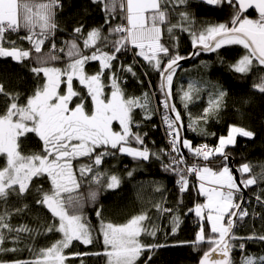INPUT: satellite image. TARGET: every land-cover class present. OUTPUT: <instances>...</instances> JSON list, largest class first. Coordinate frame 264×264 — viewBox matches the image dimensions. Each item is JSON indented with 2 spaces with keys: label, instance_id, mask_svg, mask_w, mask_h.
<instances>
[{
  "label": "snow or ice",
  "instance_id": "6c2138e0",
  "mask_svg": "<svg viewBox=\"0 0 264 264\" xmlns=\"http://www.w3.org/2000/svg\"><path fill=\"white\" fill-rule=\"evenodd\" d=\"M203 2L209 6L226 5L233 9L230 21L197 29L189 12L179 11V21L171 23L170 15L180 6L187 5L188 0H92V3L103 6L105 24L109 26L108 35H102L99 28H94L85 35L81 25L73 29L76 35L72 40L65 41V46L57 48L56 14L62 7L60 0H0V58L23 62L31 57V50L18 47L16 41L8 36L9 33L24 30L27 34L20 39L27 40L31 49L40 54L36 56L38 66L31 67L30 71L42 80V86L27 98L26 104L18 103L19 97L6 93L3 84H0V94L8 96L11 101L4 114L0 115V155L6 158V165L0 169V200L6 202L10 193L22 196L30 191V186L34 184L33 178L46 177L51 182V189L46 191L43 187L37 188L40 198L36 203L45 206L58 221V225L53 224L47 231L54 230L62 234V238L51 247L41 249L34 260H16L12 264H66L70 256L82 258L87 255L106 256L107 264H137L145 252L149 255L143 264H149L151 254L166 245L142 242V235L154 237L157 231L155 227L149 229L145 223L150 219L147 213L136 215L123 224L101 220L99 231L103 237L102 253L65 254V250L70 249L74 241L87 246L93 244L94 240L92 229L82 214V200L73 195L81 186L73 171V161L81 157L91 160V164L80 166V177H88L99 184L103 174L96 169L102 165L105 156H115L117 153L143 161L150 157L160 159L161 154L169 157L167 163L162 162V166L166 172L170 171L178 176L177 183L181 193L189 189L188 176L195 175L199 182L198 194L205 201L196 204L194 209H189V212L194 210L196 217L202 222L195 240L190 243L194 247L209 245V249L203 251L199 264H233L231 253L236 247L233 240L264 242V235L254 233L246 238H238L233 232L236 223L249 215L248 209L243 207L247 203L243 190L264 184V170L259 175H251L252 167L249 163H243L237 169L240 174L238 183L227 163L229 156L225 151L228 146L236 144L237 136L253 138L255 133L244 127L231 125L227 136L219 137L216 147L209 148L207 144L194 147L189 140L182 138L184 125L181 113L171 103L173 77L180 62L198 56L201 52H216L225 45H240L246 50V54L233 65L235 72L248 74L254 67H264V0ZM249 9H255L258 18H248L246 12ZM117 16L121 22L113 26L112 21ZM163 28H166L170 36H173L176 29L187 32L195 51L188 56H182L178 45H173L172 48L166 46L161 42ZM77 38L82 39L83 49L77 43ZM46 42L50 43V50L45 57L42 49ZM129 51L133 52L134 58H143L160 75L159 88L164 96L161 102L164 109L162 119L167 126L170 151L161 149L160 153L150 152L144 142L147 133L142 136L139 131L132 130L133 126L139 128V124L133 119L134 110L141 109L145 119L152 118V110L147 93L143 97L126 98L118 83V76L113 71L114 62ZM64 56L68 60L64 68L49 66L50 62L60 61ZM96 61L99 62V71L93 75L87 74L85 66ZM135 62L134 59L133 63ZM106 70L111 73L108 77L110 95L105 94L106 86L102 79ZM120 70L136 75L133 65H121ZM74 80H78L87 90V96L74 89ZM61 85H66V90ZM254 87L264 94V75ZM193 90L199 91L190 84L189 90L183 92L181 100L190 101ZM225 95L220 90L210 100L201 117L193 119L189 115L188 127L196 131L199 120L206 122L211 114L218 112ZM89 97L90 105L85 103ZM184 106L187 108L188 104L185 103ZM114 121L118 122L120 131L113 129ZM30 133L43 142L42 154H21V137ZM133 141L141 147H132ZM181 148L206 162L210 158L221 157L219 167L214 170L208 164L202 167L188 166ZM108 181L109 189L117 188L120 183L116 175H111ZM96 195V192H92L89 198L94 201ZM255 199L264 205L261 195H256ZM155 207L159 212L172 211L160 204ZM97 216H100L99 211ZM172 224V234H175L180 225L178 216H173ZM5 229L17 233L31 231L27 227L13 229L6 216L0 215V253L17 250L3 247ZM238 247L241 251L244 250V244H239ZM0 264L7 262L0 261ZM241 264H264V255L244 256Z\"/></svg>",
  "mask_w": 264,
  "mask_h": 264
},
{
  "label": "trees",
  "instance_id": "16d2710c",
  "mask_svg": "<svg viewBox=\"0 0 264 264\" xmlns=\"http://www.w3.org/2000/svg\"><path fill=\"white\" fill-rule=\"evenodd\" d=\"M38 2H46V0H38ZM60 4L62 7L56 14L57 48L65 46V41L72 40L76 35L73 29L81 25L84 27L85 35L94 28L101 29L102 35H108L109 26L105 24V12L101 4H94L92 0H60ZM179 11H188L195 22V27L199 29L210 24L229 22L233 9L226 5L209 6L203 0H188L187 5L180 6L170 15L171 23L179 21ZM120 22L117 16L116 20L112 21V25L115 26ZM26 34L24 30H21L19 33H9L8 36L16 41L18 47L32 51L28 60L16 62L11 58H0V84H3L6 93L18 96L17 102L20 104H26L27 98L42 86L41 78L30 71L31 67L38 66L36 56L40 54L31 49L27 40L20 39ZM161 42L170 48L178 45V51L182 56H188L193 52L191 37L187 32H181L179 29L170 36L166 28H163ZM77 43L83 49L82 39L77 38ZM49 50L50 43L46 42L42 54L46 57ZM245 54L246 50L240 45H225L216 52H201L191 63L177 68L173 77L172 101L177 111L181 113L184 138L194 147L204 144L212 148L216 147L219 137L227 136L231 125L253 131L255 133L253 138L237 136L236 144L228 146L225 151L233 163L231 166L227 162L231 169L239 168L243 163H249L252 167L251 175H259L264 170V94L260 93L254 85L258 84L260 77L264 75V67L259 69L254 67L248 74L235 72L233 65ZM60 55L63 56V54ZM134 59L135 63H133ZM67 62V57L64 56L60 61L50 62L49 66L64 68ZM121 65H133L136 75L121 71ZM85 71L89 75L96 74L99 71V62H89L85 66ZM113 71L118 76V83L124 90L126 98L143 97L145 93L148 94L152 118L145 119L144 112L141 109H135L133 119L139 124V128L133 126V132L139 131L142 136L147 133L144 136V142L150 152L160 153L161 149L165 152L170 151L167 126L162 119L164 109L161 102L164 96L159 88L161 79L159 73L143 58H134L132 51L120 56L119 60L114 62ZM110 75L111 73L106 70L105 76L102 77L106 86V95H110L111 92L108 79ZM190 84L199 91L193 90L190 93L192 96L190 101H182L181 96L184 91L189 90ZM73 85L81 95L87 96V90L79 84L78 80H74ZM61 88L66 90V85H61ZM220 90H223L226 95L223 97L219 111L211 114L206 122L199 120L196 131L191 130L188 127L189 115L193 119L201 117L204 109L209 106L210 100L214 99ZM10 102L8 96L0 94V115L4 114ZM85 103L90 105V97L85 100ZM185 103L188 104L187 108L184 106ZM113 127L114 130L116 128V131H120L118 122L114 121ZM131 146L141 147L134 141ZM20 150L25 156L42 154L43 142L35 134L30 133L21 137ZM183 154L188 166L202 167L208 164L209 167L217 169L222 159L214 157L206 162L187 149ZM168 159L169 157L163 154L160 159L150 157L147 161L135 160L120 153L115 156H105L102 165L96 169L103 174L99 184L92 182L88 177H80V166L91 164V160L81 157L73 161V171L81 184L79 191L73 195L79 196L82 200V214L92 229L94 240L93 244L87 246L74 241L73 246L65 250V254L102 253L104 251L103 237L99 231L101 220L123 224L136 215L147 213L150 219L145 223L149 229L155 227L157 231L154 237L142 235V242L166 245L151 254L152 259L149 264H199L203 251H207L209 245L202 244L194 247L190 243L195 240L202 222L196 217L194 210L189 212V209H194L196 204L203 203L205 198L198 194L199 183L194 174L188 176V191L180 192L178 176L173 172H166L162 166V162L167 163ZM5 165L6 158L0 155V169ZM111 175L119 178L120 183L117 188H107L108 178ZM33 180L34 184L30 186L29 192L22 196L10 193L6 202L0 200V215L6 216L7 222L13 229L20 227L31 229V231L19 233L4 230L6 238L3 247L17 249L15 252L0 253V261L7 264L16 260H34L41 249L51 247L62 238L59 232L47 231L53 224L58 225V221L45 206L36 203V200L40 198L36 189L43 187L48 191L51 189V182L46 177L33 178ZM92 192L97 193L94 201L89 198ZM256 195H261L264 200V184L247 189V203L244 207L248 209L249 215L242 221H238L233 229L238 238H246L254 233L264 235V205L256 201ZM237 199L239 200V195ZM157 204L171 209V213L157 211L155 207ZM98 211L100 216H97ZM173 216H178L180 219L179 229L175 234H172ZM232 243L236 245L231 253L233 264H241L242 258L247 255L255 257L264 255V242L259 240L236 239ZM239 244H244L243 251L238 247ZM148 255L149 253L145 252L137 264H143ZM81 259L83 264H107V257L103 255H87L82 258L70 256L66 264H81Z\"/></svg>",
  "mask_w": 264,
  "mask_h": 264
},
{
  "label": "water",
  "instance_id": "95a60500",
  "mask_svg": "<svg viewBox=\"0 0 264 264\" xmlns=\"http://www.w3.org/2000/svg\"><path fill=\"white\" fill-rule=\"evenodd\" d=\"M251 12H255V13L258 14V12H257L255 9H249V10L246 12V14H249V13H251ZM194 51H195V49H193V52H194ZM195 58H196V56H193V57H191V58H189V59L182 60V61L180 62V66H182V65H184V64L191 63ZM171 103L173 104L172 99H171ZM169 114H170V115H174V114H172V113H169ZM181 136H182L183 139H185V138H184V130H183V129H182V131H181ZM181 150H182L183 153L185 152V149L181 148ZM228 163H229L231 166H233V163H232L231 159L228 160ZM237 169H238V168L233 167V168H232V171H233V173H234V176H236V178H237V182L239 183V180H240V174L237 172ZM243 191H244V200L246 201V199H247V190H243ZM244 205H245V203L243 204V207H244ZM234 219H235V218H234Z\"/></svg>",
  "mask_w": 264,
  "mask_h": 264
},
{
  "label": "rangeland",
  "instance_id": "374dc122",
  "mask_svg": "<svg viewBox=\"0 0 264 264\" xmlns=\"http://www.w3.org/2000/svg\"><path fill=\"white\" fill-rule=\"evenodd\" d=\"M252 13V12H251ZM250 14V13H249ZM255 14V16H249L248 18H250V19H256V18H258V15H257V13H254ZM163 30V29H162ZM114 123V122H113ZM113 129H114V127H113ZM115 131H116V128H115ZM215 170V169H214ZM232 170V169H231ZM234 174V173H233ZM199 183V182H198ZM12 264V263H11Z\"/></svg>",
  "mask_w": 264,
  "mask_h": 264
},
{
  "label": "bare ground",
  "instance_id": "6f19581e",
  "mask_svg": "<svg viewBox=\"0 0 264 264\" xmlns=\"http://www.w3.org/2000/svg\"><path fill=\"white\" fill-rule=\"evenodd\" d=\"M246 15H249V16H253V15H250V14H246ZM258 15V14H257ZM249 16H247V17H249ZM255 16V15H254Z\"/></svg>",
  "mask_w": 264,
  "mask_h": 264
},
{
  "label": "flooded vegetation",
  "instance_id": "af4514ba",
  "mask_svg": "<svg viewBox=\"0 0 264 264\" xmlns=\"http://www.w3.org/2000/svg\"><path fill=\"white\" fill-rule=\"evenodd\" d=\"M250 15H255L254 13H250Z\"/></svg>",
  "mask_w": 264,
  "mask_h": 264
},
{
  "label": "built area",
  "instance_id": "2783aa9c",
  "mask_svg": "<svg viewBox=\"0 0 264 264\" xmlns=\"http://www.w3.org/2000/svg\"><path fill=\"white\" fill-rule=\"evenodd\" d=\"M209 148H212V147L209 146Z\"/></svg>",
  "mask_w": 264,
  "mask_h": 264
}]
</instances>
